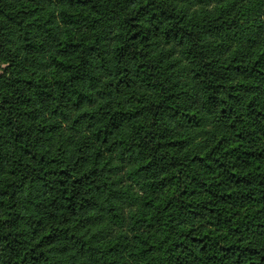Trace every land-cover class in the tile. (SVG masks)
Wrapping results in <instances>:
<instances>
[{
	"label": "trees",
	"instance_id": "obj_1",
	"mask_svg": "<svg viewBox=\"0 0 264 264\" xmlns=\"http://www.w3.org/2000/svg\"><path fill=\"white\" fill-rule=\"evenodd\" d=\"M0 69V264H264V0H0Z\"/></svg>",
	"mask_w": 264,
	"mask_h": 264
},
{
	"label": "rangeland",
	"instance_id": "obj_2",
	"mask_svg": "<svg viewBox=\"0 0 264 264\" xmlns=\"http://www.w3.org/2000/svg\"><path fill=\"white\" fill-rule=\"evenodd\" d=\"M4 66H5V64H2V65H1V68L4 67ZM0 71H1V69H0Z\"/></svg>",
	"mask_w": 264,
	"mask_h": 264
}]
</instances>
